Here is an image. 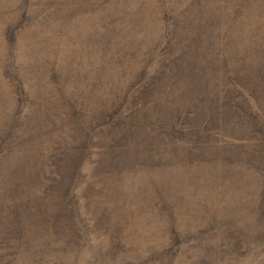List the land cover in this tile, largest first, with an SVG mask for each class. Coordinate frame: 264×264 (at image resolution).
<instances>
[{"label": "rangeland", "instance_id": "1", "mask_svg": "<svg viewBox=\"0 0 264 264\" xmlns=\"http://www.w3.org/2000/svg\"><path fill=\"white\" fill-rule=\"evenodd\" d=\"M0 264H264V0H0Z\"/></svg>", "mask_w": 264, "mask_h": 264}]
</instances>
